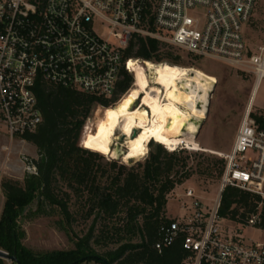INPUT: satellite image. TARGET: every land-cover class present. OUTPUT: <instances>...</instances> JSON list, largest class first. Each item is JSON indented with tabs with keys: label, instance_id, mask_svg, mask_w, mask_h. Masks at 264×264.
<instances>
[{
	"label": "built area",
	"instance_id": "built-area-1",
	"mask_svg": "<svg viewBox=\"0 0 264 264\" xmlns=\"http://www.w3.org/2000/svg\"><path fill=\"white\" fill-rule=\"evenodd\" d=\"M257 2L0 0V128L11 144L26 143L25 136L38 132L44 122L40 84L121 101L125 73L135 84L126 55L137 38L227 64L253 77L258 88L264 80V47L252 52L246 36ZM253 100L231 151L221 155L227 166L214 205H205L193 190L177 195L186 215L160 226L155 244L160 253L182 237L190 254L185 264H264V241L249 244L244 238L245 229L264 230L262 205L236 229L223 227L219 215L227 187L256 194L264 202V114L254 111Z\"/></svg>",
	"mask_w": 264,
	"mask_h": 264
},
{
	"label": "trees",
	"instance_id": "trees-1",
	"mask_svg": "<svg viewBox=\"0 0 264 264\" xmlns=\"http://www.w3.org/2000/svg\"><path fill=\"white\" fill-rule=\"evenodd\" d=\"M184 57L190 60L191 68L192 62L199 60L169 44L137 38L126 60L182 67ZM133 84L134 78L125 73L121 97L129 94ZM37 93L44 122L38 132L23 138L36 149L38 159L31 164L36 172L27 174L23 181L4 178L1 182L5 204L0 250L16 255L21 264H185L190 254L183 247L182 237L161 253L155 244L160 226L170 219V197L194 175L188 164L192 155L184 149L170 152L151 142L148 157L135 167L108 160L102 154V133L120 97L107 102L49 84H40ZM97 106L105 108L103 121L86 147L90 132L84 137V131ZM203 154L195 155L208 163L198 165V174L221 182L227 162ZM260 205L264 220L260 196L227 187L219 215L244 225L258 213ZM44 217H60L55 224L75 241L74 250L36 255L23 245L26 233L22 222ZM80 220L89 224L88 229L72 238ZM0 264L8 263L0 258Z\"/></svg>",
	"mask_w": 264,
	"mask_h": 264
},
{
	"label": "rangeland",
	"instance_id": "rangeland-1",
	"mask_svg": "<svg viewBox=\"0 0 264 264\" xmlns=\"http://www.w3.org/2000/svg\"><path fill=\"white\" fill-rule=\"evenodd\" d=\"M246 36L252 52L258 51L260 47H264V0H258L247 28ZM184 61L186 63L185 66L180 68H191L189 66L191 64L190 60L184 57ZM192 63L194 64L193 69L215 78L218 85L211 99L209 116L207 120H205L197 140L202 148L207 151L191 152L186 150L184 146L178 148V150L184 149L192 155L188 164L194 174L186 184L177 188L170 197L167 207L169 214L179 218H183L186 214L180 211L182 203L177 199V195H184L187 190H193L196 196L209 207H212L215 200L218 198L221 182L214 178L201 177L198 174V165L200 163H206L207 166L208 163L206 159L199 158V156L196 158L195 155L204 153L203 155L205 157L211 156L223 159L221 155L229 154L255 84V79L253 77L234 70L227 64L207 58H199L198 61ZM133 91L134 86L127 97ZM122 100H124V97ZM253 107L254 111L257 113L264 114V80L257 89L253 100ZM104 112V109L99 106L95 107L93 110L86 124V126L88 125L86 127L87 130L84 131V137L90 132L86 147H88L89 141L95 136L98 126L102 124ZM5 146H9L10 150L5 151L3 149ZM147 157L148 155L143 161ZM107 158L108 160H112L109 156H107ZM36 159H38V155L34 146L20 141L14 144L9 143L5 130L0 128V219L5 204V196L1 189L2 180L4 178H11L23 181L27 174L34 173L31 164L32 161ZM118 162L124 164L122 161ZM260 210L263 211V206L260 207ZM59 219L60 217H44L22 222L21 226L26 233L22 241L23 245L36 255L56 251L74 250L76 248L75 241H72L66 232L59 230L55 224ZM88 225L89 224L80 220L78 224L75 225V230L71 237L75 238L76 235L82 236L83 233L87 231ZM222 226L226 229H236L238 227L237 224L228 221H224ZM244 238L249 244L260 243L264 241V230L262 228L245 229ZM98 251L102 253L103 250L98 249ZM6 262L8 264H13L8 261ZM83 264L98 263L87 261Z\"/></svg>",
	"mask_w": 264,
	"mask_h": 264
},
{
	"label": "bare ground",
	"instance_id": "bare-ground-1",
	"mask_svg": "<svg viewBox=\"0 0 264 264\" xmlns=\"http://www.w3.org/2000/svg\"><path fill=\"white\" fill-rule=\"evenodd\" d=\"M129 66L135 73L134 91L120 101L110 112L103 133V154L113 157L112 147L120 133L127 137L122 146L123 161L145 158L149 144H162L170 152L184 146L191 152L207 151L197 141L198 127L190 124L195 115L187 104L194 98L185 90L192 73H197L217 83L213 77L193 68H180L170 64L155 65L151 62L132 60ZM202 115H195L204 119ZM189 125L188 131L184 129ZM135 131L138 136L133 139Z\"/></svg>",
	"mask_w": 264,
	"mask_h": 264
},
{
	"label": "water",
	"instance_id": "water-1",
	"mask_svg": "<svg viewBox=\"0 0 264 264\" xmlns=\"http://www.w3.org/2000/svg\"><path fill=\"white\" fill-rule=\"evenodd\" d=\"M218 83H214L208 78L199 76L196 72L192 73L190 76V82L185 84V90L189 93H192L194 98L191 102L187 104V107L197 116L202 115V112H205V118L199 119L195 115L193 116L190 124H195L198 127L197 138L202 130L205 120H207L210 108H211V99L212 96L217 88ZM189 129V125H186L184 132L186 133ZM139 131H135L133 139L138 136ZM127 137L121 135L120 133L115 138L114 145L112 147L114 156L111 157L112 160L115 161H122L127 167H135L139 163L143 161V158L137 157L133 159H129L128 161L124 162V152L122 151V146L125 144ZM0 258L11 262L13 264H21L17 259L16 255H10L7 252L0 250ZM95 259L100 260V258L95 257Z\"/></svg>",
	"mask_w": 264,
	"mask_h": 264
},
{
	"label": "crops",
	"instance_id": "crops-1",
	"mask_svg": "<svg viewBox=\"0 0 264 264\" xmlns=\"http://www.w3.org/2000/svg\"><path fill=\"white\" fill-rule=\"evenodd\" d=\"M257 89H258V88H255V87H254V89H253V92H252V95H251V98H250V99H252V98L254 99V97H255V94H256V92H257ZM26 143H27V142H26ZM233 144H234V143H233ZM167 211H168V209H167ZM168 217H169V218H178V217H175V216H172V215H170V214H169V211H168Z\"/></svg>",
	"mask_w": 264,
	"mask_h": 264
}]
</instances>
